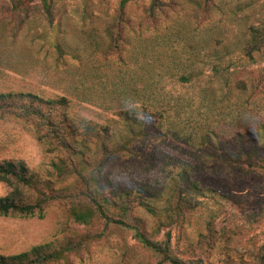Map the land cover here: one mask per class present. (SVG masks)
<instances>
[{
    "label": "rangeland",
    "instance_id": "1",
    "mask_svg": "<svg viewBox=\"0 0 264 264\" xmlns=\"http://www.w3.org/2000/svg\"><path fill=\"white\" fill-rule=\"evenodd\" d=\"M158 1L151 13V0H129L123 11L121 0H0V94L64 98L77 128L134 139L135 155L107 164L100 179L116 194L143 196L150 211L134 216L150 239H164L157 221L183 199L193 210L171 230L179 260L250 264L264 247V171L255 153L264 154V46L252 60L242 49L249 28L264 26V0ZM41 134L17 113L0 117V162H23L54 190L72 188L73 178L53 168L64 154ZM86 151L88 163L98 158L91 145ZM237 155L242 163L224 161ZM10 191L0 182V198ZM84 230L59 203L43 218L1 217L0 255ZM58 264L159 262L113 229Z\"/></svg>",
    "mask_w": 264,
    "mask_h": 264
},
{
    "label": "trees",
    "instance_id": "2",
    "mask_svg": "<svg viewBox=\"0 0 264 264\" xmlns=\"http://www.w3.org/2000/svg\"><path fill=\"white\" fill-rule=\"evenodd\" d=\"M128 2L121 0L120 11ZM158 5V0H151L149 11L152 13L153 7ZM45 9L49 16L48 8ZM263 46L264 26L250 27L248 40L242 49L243 56L252 60ZM181 80L189 82L188 78L183 77ZM67 109L68 102L64 98L44 100L32 94H0V117L17 113L18 117L35 123L42 132L41 137L64 154L63 160L54 164L53 168L60 177H72L74 183L72 188L57 191L52 189L50 182L40 181L23 162H0V182L7 183L11 188L9 194L0 198V218H43L45 210L52 203H59L67 207L74 223L85 227L82 234L65 239L58 245L44 244L18 255H0V264L65 263L79 256L90 243L106 237L113 229L128 233L136 239L158 259L159 264H199L179 260L171 248V230L182 220L185 211L193 210L191 204L180 199L165 218L157 221V231L166 230L164 239L151 240L145 231L144 222L134 216L136 209L150 211L143 196L140 193L116 194L100 179V172L107 164L127 154L135 155L134 139L126 142L112 140L107 129L93 125L77 128L68 119ZM89 145L95 156L98 155L92 163H88L85 158ZM255 153L262 157L258 160V167L264 171V154ZM241 154L247 152L242 151ZM233 158L224 161L228 164L242 163L239 155ZM249 166L252 168L253 165ZM260 250L252 256L250 264H264V247Z\"/></svg>",
    "mask_w": 264,
    "mask_h": 264
}]
</instances>
